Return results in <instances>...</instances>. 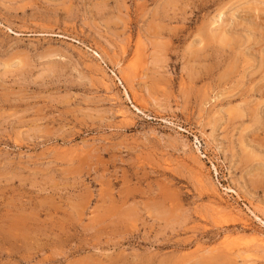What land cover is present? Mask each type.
<instances>
[{"label":"rangeland","instance_id":"1","mask_svg":"<svg viewBox=\"0 0 264 264\" xmlns=\"http://www.w3.org/2000/svg\"><path fill=\"white\" fill-rule=\"evenodd\" d=\"M254 235L264 0H0V264H264Z\"/></svg>","mask_w":264,"mask_h":264},{"label":"bare ground","instance_id":"2","mask_svg":"<svg viewBox=\"0 0 264 264\" xmlns=\"http://www.w3.org/2000/svg\"><path fill=\"white\" fill-rule=\"evenodd\" d=\"M218 22V21H217ZM216 27H217V25H215ZM221 26V25H220ZM212 27H213V25H212ZM218 29V28H217ZM216 30V29H215ZM263 66V65H262ZM260 67V66H259ZM261 68V67H260ZM259 69V68H258ZM201 177V176H200ZM204 177V176H203ZM202 178V177H201ZM204 181H203V179H200V181H199V183H201V184H204L203 183ZM218 203V202H217ZM215 207V206H214ZM221 206H218V207H216V209L214 208V210L213 211H215L216 212V214L217 215H222L223 213H225L227 210L226 209H223L225 212H222V211H220V208ZM252 212V211H251ZM236 213H238V212H236ZM232 214V213H231ZM231 214H228V215H231ZM252 214V213H251ZM223 215H225V214H223ZM232 215H235L234 213L232 214ZM227 216V215H226ZM239 216H237L236 218H238ZM239 219H241V218H238V220ZM242 221V220H241ZM261 223H262V221H260ZM251 238H253L252 236H251ZM255 239V241L254 242H256L257 241V243H258V245H259V247L261 248V249H263L264 250V237H259V238H256L255 237V235H254V238H253V240ZM256 245V244H255ZM259 250V249H258ZM262 250V251H263ZM261 251V250H260ZM230 252V251H229ZM243 255V254H242ZM239 257V256H238Z\"/></svg>","mask_w":264,"mask_h":264}]
</instances>
